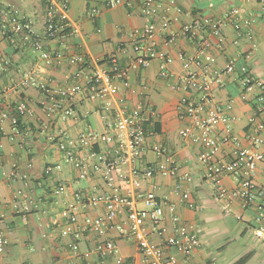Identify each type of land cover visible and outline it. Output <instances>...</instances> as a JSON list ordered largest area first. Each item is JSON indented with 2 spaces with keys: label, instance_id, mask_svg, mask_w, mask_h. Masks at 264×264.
Segmentation results:
<instances>
[{
  "label": "crops",
  "instance_id": "crops-1",
  "mask_svg": "<svg viewBox=\"0 0 264 264\" xmlns=\"http://www.w3.org/2000/svg\"><path fill=\"white\" fill-rule=\"evenodd\" d=\"M47 1L0 0V12H16L21 20H30L34 31V36L27 37L22 31L7 36L0 30V88H7L0 96V103L9 108L23 104L33 111L31 116H22L19 125L20 129L28 130L25 140L8 121L0 125V232L7 241L0 264H86L88 259H94L96 236L89 233L75 240L63 234L66 218L62 211L75 206L78 222L101 216L105 211L102 202L89 205L78 200L77 194L81 191L109 194L114 187L120 194L133 198L137 208L144 207L140 195L147 191L175 205L173 212L165 209L157 226L143 220L140 228L151 243L163 247L167 237L180 235L179 223L187 224L189 231L200 239V245L189 257L172 246L166 248L164 255L173 254L177 264H232L247 253L252 255L245 264H253L258 254L257 243L264 247V239L254 233L256 214L259 209L264 210V195L245 206L240 198L225 194L243 176H248L264 191V166L257 163L249 172L220 178L216 186L206 179L197 157L209 145L182 113V99L196 101L198 93L194 87L184 91L180 81L189 71L201 77L233 61L234 70L221 75L212 87L211 105L221 111V118L210 133L215 157L230 160L241 148L254 149L250 141L253 126L248 118L254 113L256 94L264 87V0H155L151 4L155 25H160L163 14L170 18L169 25L159 29L155 36L170 61L154 58L145 67L129 69L125 78L113 80L116 88L109 96L96 99L88 97L85 87L95 65L111 56L121 66H128L138 55L133 50L132 32L145 24L141 14L143 1L119 0L120 3L110 7V0H67L69 31L52 39L43 33ZM166 7L169 9L165 10ZM232 9H237L233 17L240 29L230 21L224 22L217 32L206 27L202 35L209 47L202 50L199 64L188 63L186 67L185 58L198 53V46L193 40L177 35L181 26L195 18L222 17ZM249 18L253 23L244 26L243 20ZM36 40L40 42L39 48L34 46ZM41 51L52 54L61 51L64 55L46 62ZM78 54L84 55L87 63L80 76L74 78L77 66L69 64L67 57ZM3 60L8 64H3ZM26 72L36 74L53 98L36 86L17 87ZM244 73H250L257 81L244 87L241 84ZM72 83L77 84V91L65 93ZM136 106L153 108L158 114L155 123L160 122L158 131L151 129L155 123L149 127L136 164L152 165L159 161L153 150L158 145L175 161L176 174L140 177L136 186L117 175L113 186L109 185L103 168L92 170L85 179L77 178L75 169L63 162V152L57 147L58 137L67 133L76 139L77 152L83 158L93 152L111 159L117 146L113 130L115 114ZM69 108L73 113L66 115ZM186 128L195 140L180 136L179 131ZM88 131L105 133L110 139L84 143L80 138ZM255 149L264 152V147ZM91 161L97 162L93 158ZM56 164H61V168L50 173L44 171L46 166ZM121 168L128 173L129 165ZM60 184L65 186L63 193L56 192ZM217 186L224 190L222 195L216 191ZM184 192L188 193L185 200ZM187 202L193 206L188 207ZM172 215L178 216L179 222H174ZM249 234L255 242L247 251L216 261L222 252L231 251V240ZM108 235L123 257L121 264H146L129 233L124 213L112 221ZM74 241L77 250L72 249ZM86 253L89 258L84 257ZM261 262L264 264V259ZM102 264L116 263L114 258L106 257Z\"/></svg>",
  "mask_w": 264,
  "mask_h": 264
},
{
  "label": "built area",
  "instance_id": "built-area-1",
  "mask_svg": "<svg viewBox=\"0 0 264 264\" xmlns=\"http://www.w3.org/2000/svg\"><path fill=\"white\" fill-rule=\"evenodd\" d=\"M143 6L141 14L145 19L143 28L135 29L132 32L133 36V50L138 53L128 66H121L114 57H107L100 64L95 65L92 74L86 79V92L90 99L103 98L109 96L116 88L113 83L115 78H125L129 69L138 67H145L154 58H160L165 63L170 61L165 51L161 49L156 40V32L165 29L169 23L170 18L163 14L161 23L156 26L152 20L153 10L151 4L155 0H142ZM120 3L119 0H110L108 5L113 7ZM68 2L67 0H48L45 9L44 18V36L49 39L62 37L69 31L68 22ZM169 8H165L168 10ZM179 11V9H177ZM237 13V9H232L222 17L212 19L195 18L189 23L183 24L178 32L179 37H185L193 40L198 46V53L193 56L185 58L187 67L188 63L199 64L201 60V52L209 47V42L202 35L203 30L208 27L212 32H217L219 27L226 21L232 22L235 27H239L236 19L233 17ZM253 23L251 18L244 19L243 25L249 26ZM0 30L2 34L10 36L19 31L25 32L27 37L34 36V31L31 29L30 20H21L16 12L2 10L0 12ZM240 32H238L239 35ZM250 36V32H246ZM36 37V35H35ZM171 40V39H169ZM166 40H164V43ZM34 46L39 48L40 42L37 40ZM64 54L61 51H56L53 54L48 51H41V57L46 62L52 59H59ZM3 64H8L7 60L2 61ZM67 62L71 65L77 66L74 73V78L80 76V71L87 63L84 55L78 54L67 57ZM234 70L233 61L227 62L221 69H212L208 74L198 77L193 71L187 72L180 81V87L186 91L188 88H195L198 93L196 101L187 98L182 99V113L189 117L191 123L197 128L203 138L208 143V148L198 154V161L202 164L205 170L206 179L216 186L220 178L236 175L241 171L251 170L257 163L264 166V152L258 147H264V87L258 92L254 98V113L248 118L252 124L253 129L250 134L251 144L254 149L241 148L237 154L230 160H221L215 157L214 140L210 133L215 123L221 118V111L219 108L211 105L212 102V87L219 80L221 75L231 73ZM257 80L250 73H244L241 79V84L244 87L255 83ZM36 86L48 94L51 98L53 95L45 83L39 82L36 74L33 72H26L20 80L17 87ZM7 88H0V96ZM78 87L77 84L72 83L68 85L64 92L75 93ZM56 105V103H53ZM73 111L71 108L67 109L65 114L70 115ZM31 116L33 111L23 104H18L14 108L5 107L0 103V125L8 121L16 131L22 135L25 140L28 136L27 129H20L22 116ZM158 119L157 112L151 108H143L136 106L130 111L118 110L115 114L113 130L116 134L117 146L114 148L113 157L111 159L103 154H95L93 152L88 154L87 158L81 157L77 152L78 142L76 139L62 133L58 137L57 147L63 152V162L71 165L75 169L77 178L85 179L90 172L99 170L101 168L105 171V177L109 185L113 186L114 175L122 178H127V181L136 186L140 177L150 178L154 173L162 175H174L177 172L175 161L167 153L164 148L156 145L153 150L160 157V160L152 165H137L136 162L140 159L143 151L144 138L152 126ZM179 134L183 138L191 137L192 140L196 138L191 136L190 131L182 129ZM81 141L84 143L105 142L110 137L105 133H96L88 131L82 134ZM234 139V138H233ZM97 160L92 162L91 159ZM129 165L128 173H124L121 166ZM61 168V164L48 165L44 171L50 173ZM65 186L60 184L56 188L57 193H63ZM216 191L220 195L224 190L220 186L216 187ZM226 197H238L242 200L243 205L251 204L255 199H260L264 195V191L257 184H255L248 176H243L238 181L237 186L227 192ZM144 207L137 208L135 200L131 197L120 194L116 187L109 194H91L81 191L77 194V199L82 202L93 205L102 202L105 206V211L101 216L93 219H86L83 222H78L76 216L75 206H67L62 215L66 218L63 228V234L72 236L75 240L85 234L93 233L96 236L94 249V259H88L86 264H102L106 257L114 258L116 264L123 262V257L117 253L115 241L108 235V230L112 221L120 213H124L125 223L128 224L129 233L135 238L137 246L141 251L146 264H177L176 258L173 254L164 255L166 248L172 246L185 257H189L192 251L199 247L200 239L195 233L189 231L187 224L179 223L178 232L180 235H173L167 237L163 247H159L149 241L146 233H143L140 224L143 220H148L153 226H157L164 217V211L167 208L173 212L175 205L166 203L164 200L158 198L153 191H147L140 195ZM188 198V193L182 194V199ZM188 207H192V202H187ZM174 222H179L176 215H172ZM255 221L257 223L254 233L256 236L264 239V210L259 209ZM120 228V225L118 226ZM6 238L0 232V255L4 250ZM72 249L77 250V242L72 243ZM85 258H89L88 253L84 254Z\"/></svg>",
  "mask_w": 264,
  "mask_h": 264
},
{
  "label": "rangeland",
  "instance_id": "rangeland-1",
  "mask_svg": "<svg viewBox=\"0 0 264 264\" xmlns=\"http://www.w3.org/2000/svg\"><path fill=\"white\" fill-rule=\"evenodd\" d=\"M234 236V234H233ZM255 242V240L251 237V235L249 234V236L245 235L244 237H239L234 240H231V244H232V249L230 252L228 251H224L222 252V257L218 258L216 257V261H220L221 259H231L234 258L236 255H238L239 253H244L245 251H247L251 245ZM259 247H257V256L253 259V264H263V262H261L264 259V247L261 246V243H257ZM219 256V255H218Z\"/></svg>",
  "mask_w": 264,
  "mask_h": 264
},
{
  "label": "trees",
  "instance_id": "trees-1",
  "mask_svg": "<svg viewBox=\"0 0 264 264\" xmlns=\"http://www.w3.org/2000/svg\"><path fill=\"white\" fill-rule=\"evenodd\" d=\"M159 126H160V122L155 123L151 129L153 131H158L159 130ZM252 253H247L243 256H241L239 259H237L235 262H233L232 264H245L251 257Z\"/></svg>",
  "mask_w": 264,
  "mask_h": 264
}]
</instances>
